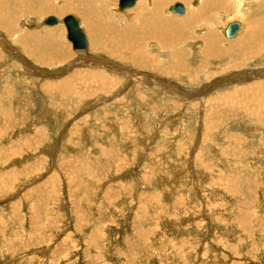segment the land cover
Here are the masks:
<instances>
[{
  "label": "rangeland",
  "instance_id": "374dc122",
  "mask_svg": "<svg viewBox=\"0 0 264 264\" xmlns=\"http://www.w3.org/2000/svg\"><path fill=\"white\" fill-rule=\"evenodd\" d=\"M46 1L0 0V264H264L260 0Z\"/></svg>",
  "mask_w": 264,
  "mask_h": 264
},
{
  "label": "bare ground",
  "instance_id": "6f19581e",
  "mask_svg": "<svg viewBox=\"0 0 264 264\" xmlns=\"http://www.w3.org/2000/svg\"><path fill=\"white\" fill-rule=\"evenodd\" d=\"M46 1V0H45ZM83 1H87V0H83ZM89 1V0H88ZM139 0H120L119 1V9L121 10V11H123V12H125L124 10H128V11H130L129 9H135L136 11H137V14L140 16V19L139 20H141V19H143L145 16V18H144V20L146 19V18H148L150 15L149 14H154V12H157L156 10H155V8H156V2L154 3V5L152 6V7H150V5H146V4H140L139 5V2H138ZM154 1H156V0H154ZM162 1V0H161ZM196 1V0H195ZM198 1V0H197ZM201 1H203V3L201 4V2H199V4H197V7H196V10L197 11H191L190 13H192L193 14V16H194V18H196V17H198V16H201L202 15V12H203V9L206 7V8H209V7H211V6H213V4L212 3H215L216 1L217 2H221L220 0H201ZM223 1V0H222ZM225 1V0H224ZM237 1V0H236ZM240 2H241V4H244L245 5V3H250V1L251 0H239ZM239 1H237V3L239 4L240 2ZM3 2H5V1H3ZM9 2V1H8ZM11 2V1H10ZM22 2V1H21ZM47 2V1H46ZM90 2V1H89ZM88 2V3H89ZM101 2V1H100ZM107 3H108V0L106 1ZM164 2V1H163ZM162 2V5L159 7V10L161 11L160 12V14L161 15H163V14H166V9H164V6L167 4V3H163ZM167 2V1H166ZM229 2V1H228ZM235 2V1H234ZM233 2V3H234ZM252 2V1H251ZM29 3V2H28ZM80 3H82V2H80ZM86 3V2H85ZM97 3V2H96ZM102 3V2H101ZM101 3H99L100 5H102ZM150 3V2H149ZM152 3V2H151ZM161 3V2H160ZM194 3V2H193ZM197 3V2H196ZM253 3V2H252ZM14 4V3H13ZM34 4V3H33ZM32 4V5H33ZM98 4V5H99ZM104 4V3H103ZM108 4H110V3H108ZM200 4H201V6H200ZM10 5V4H9ZM85 5V4H84ZM83 5V6H84ZM90 5V4H89ZM85 6L86 7V9H87V7H90V6ZM94 5V4H93ZM98 5H94L95 7H97ZM195 5V4H194ZM200 7H199V6ZM225 5V4H224ZM237 5V4H236ZM3 6V5H2ZM12 6V5H11ZM28 6V5H27ZM82 6V7H83ZM94 6H93V8H94ZM106 6H108V5H106ZM138 6V7H137ZM241 6V5H240ZM43 7V6H42ZM52 7L53 6H48L47 7V9H48V11L49 12H51V10H52ZM64 8H62L61 10H59V12L61 13V14H64V13H66V12H69L70 10L66 7V6H63ZM81 7V6H80ZM79 7V8H80ZM85 7H84V9H85ZM242 7H244V6H242ZM257 7H258V9H259V11L260 10H262V11H264V0H260L259 1V3H257ZM15 8V7H14ZM30 8V7H29ZM71 9H72V6L70 7ZM110 8V7H109ZM150 8H152V9H150ZM167 8V7H166ZM216 8V7H215ZM218 8V7H217ZM240 8V7H239ZM25 9H26V7H25ZM40 9V8H39ZM38 9V10H39ZM84 9H82L81 10V12L84 10ZM92 9V8H91ZM100 9H102V8H100ZM106 9H108V7H106ZM133 9V10H134ZM162 9H164V10H162ZM186 7L182 4V3H176L175 5H173V6H171V8H170V12L171 13H174V14H176V15H179V16H183L184 14H185V12H186ZM210 9V8H209ZM219 9V8H218ZM32 10V9H31ZM89 10V9H88ZM88 10H86V12H88ZM104 10H105V8H104ZM110 10H112V9H110ZM188 10V9H187ZM192 10H193V8H192ZM194 10H195V8H194ZM207 10V9H206ZM8 11V10H7ZM77 11V10H76ZM91 11V10H90ZM93 11V10H92ZM91 11V12H92ZM99 11V10H98ZM106 11V10H105ZM105 11H104V13H105ZM190 11V10H189ZM257 11V10H256ZM22 12H24V11H22ZM31 12V11H30ZM48 12V13H49ZM58 12V11H57ZM96 12V11H95ZM112 12V11H111ZM13 13V12H12ZM15 13V12H14ZM32 13H35V12H33V10H32ZM38 13V12H37ZM55 13V12H54ZM75 13V12H74ZM76 13H78V12H76ZM90 13V12H89ZM101 13V12H100ZM99 13V14H100ZM114 13V12H113ZM122 13V12H121ZM203 13H205V12H203ZM257 13H258V11H257ZM23 14V13H22ZM84 14V13H83ZM93 14H95L96 15V13H94L93 12ZM98 14V13H97ZM102 14V13H101ZM129 14H131V13H129ZM159 14V15H160ZM187 14H189L188 12H187ZM79 15H82V13L81 14H79ZM160 15V16H161ZM17 16H18V14H17ZM40 16V15H39ZM38 16V17H39ZM78 16V15H77ZM84 16L86 17V15L84 14ZM92 16V15H91ZM100 16H102V15H99V17ZM104 16V15H103ZM118 16V15H117ZM127 16V15H126ZM136 16V15H135ZM148 16V17H147ZM152 16V15H151ZM153 16H155V15H153ZM190 16V15H189ZM192 16V15H191ZM191 16H190V18H191ZM263 16H264V14H263ZM67 17H69V16H67ZM66 17V18H67ZM73 18H75L74 16H72ZM80 17H82V16H80ZM99 17H98V20H99ZM105 17V16H104ZM103 17V18H104ZM108 18H110L109 16H107ZM114 17V16H113ZM116 17V16H115ZM203 17V16H202ZM15 18V17H14ZM65 18V19H66ZM83 18V17H82ZM101 18V17H100ZM107 18V19H108ZM121 18V17H120ZM153 18V17H152ZM162 18L164 19V17L162 16ZM184 18H186V16L184 17ZM190 18H186V20L184 19V21L183 22H181L183 25L185 24V23H187V21L190 19ZM192 19V20H197V18L196 19ZM200 18V17H199ZM10 19H11V16H10ZM65 19L63 20V22H64V24H65ZM76 19V18H75ZM87 19H89V18H87ZM115 19H117V18H115ZM150 19H151V17H150ZM160 19V18H159ZM262 19H264V17L262 18ZM77 20V19H76ZM90 20H91V18H90ZM96 20V19H95ZM105 20V19H104ZM110 20V19H109ZM123 20V19H122ZM153 20V19H152ZM158 20V19H157ZM156 20V21H157ZM162 20V19H161ZM178 20H180V19H178ZM178 20H176V21H178ZM191 20V21H192ZM200 20V19H199ZM120 21V20H119ZM147 21V20H146ZM175 21V19L174 20H170V19H168V18H165L164 19V22L165 23H169V26L168 27H170V26H172V25H170V23H172V24H174L175 25V23L176 24H178V22H176ZM190 21V20H189ZM198 21V20H197ZM201 21V20H200ZM264 21V20H263ZM77 22H78V20H77ZM93 23H94V21H92ZM107 22H109V21H107ZM137 22V21H136ZM158 22V21H157ZM156 22V23H157ZM193 23H194V21H192ZM196 22V21H195ZM87 22H85V24H86ZM90 23V22H89ZM99 23V22H98ZM103 23V22H102ZM148 23H151L149 20H148ZM154 23H155V21H154ZM156 23H155V25H156ZM164 23V24H165ZM197 23V22H196ZM59 24V20L56 18V17H54V16H51V17H49L48 19H46L44 22H43V26H47V27H53V26H56V25H58ZM78 24H79V22H78ZM143 24V23H142ZM157 24H159V22L157 23ZM182 24H181V26H182ZM190 24H191V22H190ZM190 24H187V27H190L191 25ZM206 24H207V22H206ZM262 24V23H261ZM102 25V24H101ZM189 25V26H188ZM203 25V24H202ZM65 26H66V28H67V25L65 24ZM132 26V25H131ZM130 26V27H131ZM137 26H139V25H137ZM141 26V25H140ZM139 26V27H140ZM164 26H166V24L164 25ZM177 25H175L174 27H176ZM178 26H179V24H178ZM177 26V27H178ZM195 26V25H194ZM241 23H239V22H233V23H230L228 26H227V28H226V31H225V36L228 38V39H234L235 37V39L234 40H236L238 37H239V32H240V30H241ZM261 27L263 26V25H260ZM79 27H80V24H79ZM87 27V26H86ZM99 27H100V25H99ZM103 27V26H102ZM134 27V26H133ZM154 27V26H153ZM167 27V26H166ZM180 27V26H179ZM178 27V28H179ZM186 27V26H185ZM193 27V26H192ZM0 28H1V26H0ZM90 28V27H89ZM101 28V27H100ZM112 28V27H111ZM115 28V27H114ZM136 27H134V29H135ZM142 28V27H141ZM140 28V29H141ZM159 28H160V25H159ZM161 28H162V26H161ZM193 28H195V27H193ZM80 29L82 30V28L80 27ZM94 29V28H93ZM103 29V28H102ZM163 30H165V27L164 28H162ZM180 29V31H179V33L181 32V30H183V29H181V28H179ZM192 29V28H191ZM59 30V28H56V29H54V30H52V31H45V33H47V34H52V32H57ZM116 30V29H115ZM131 30V29H130ZM151 30V29H150ZM162 30V31H163ZM167 30V29H166ZM169 30V29H168ZM168 30H167V32H168ZM175 30V29H174ZM186 30V29H185ZM184 30V31H185ZM233 30H236V35L234 36H230L228 33L229 32H231V31H233ZM67 31H68V28H67ZM97 31V30H96ZM95 31V32H96ZM100 31V30H99ZM102 31V30H101ZM132 31H134V30H132ZM138 31H140V30H138ZM142 31V30H141ZM149 31V30H148ZM161 31V32H162ZM170 31L171 30H169V33H170ZM175 31H177V30H175ZM187 31V30H186ZM185 31V32H186ZM252 31V30H251ZM82 32H83V34H84V38H79V41L81 42V40L82 39H85V41L83 42V44H84V46L83 47H78V48H75L74 47V44H73V42H72V40H71V38H70V34H69V31H68V39L72 42V44H73V48H74V50H83V51H85V50H87V48H88V41H87V39H86V34H85V32L82 30ZM104 32V31H103ZM112 32V31H111ZM159 32V31H158ZM157 32V33H158ZM178 32V31H177ZM184 32V33H185ZM60 33V32H59ZM98 33V32H97ZM133 33V32H132ZM156 33V34H157ZM163 33H164V31H163ZM173 33V32H172ZM183 33V32H182ZM190 33H191V31H190ZM195 33V32H194ZM201 33V32H200ZM246 33H247V31H246ZM251 34H252V32H250ZM105 34V33H104ZM103 34V35H104ZM153 34V33H152ZM167 34V33H166ZM165 34V35H166ZM189 34V33H188ZM198 34V33H197ZM100 35H101V33H100ZM107 35V34H106ZM158 35V34H157ZM193 35V33L191 34V36ZM207 35V34H206ZM238 35V36H237ZM11 36V35H10ZM45 36V35H44ZM138 36H140V35H138ZM160 36H161V34H160ZM169 36V35H168ZM171 36L173 37V35L171 34ZM179 36V35H178ZM183 36V35H182ZM186 36V35H185ZM209 36V35H208ZM210 36H211V33H210ZM214 36V35H213ZM254 36H256V34L254 35ZM46 37V36H45ZM107 37V36H106ZM141 37V36H140ZM150 37V36H149ZM159 37V36H158ZM162 37V36H161ZM166 37V36H165ZM193 37H194V35H193ZM199 37V36H198ZM252 37H253V35H252ZM260 37V36H259ZM146 38V37H145ZM162 38H164V37H162ZM194 38H196V37H194ZM211 38H212V36H211ZM216 38V37H215ZM248 38V37H247ZM255 38V37H254ZM111 39V38H110ZM114 39V38H113ZM147 39H150V38H147ZM151 39H152V37H151ZM156 39H158V38H156ZM170 39H171V37H170ZM182 39V38H181ZM213 39V38H212ZM245 39V38H244ZM48 40H49V38H48ZM98 40V39H97ZM96 40V41H97ZM167 41H168V39H166ZM246 40V39H245ZM257 40H259V39H257ZM145 41V40H144ZM153 41V40H152ZM151 41V42H152ZM176 41V40H175ZM182 41V40H181ZM210 41V40H209ZM208 41V42H209ZM212 41V40H211ZM253 42V41H255V40H247V42L246 43H248L249 44V46H251L250 48H252V44L250 43V42ZM147 42V41H146ZM188 43L190 42V41H187ZM186 42V43H187ZM214 43H215V45H216V42H215V40L213 41ZM256 42V41H255ZM7 43V42H6ZM33 44H35V42H32ZM174 43H177V42H174ZM220 43H221V41H220ZM29 44H30V42H29ZM28 44V45H29ZM99 44V43H98ZM110 44V43H109ZM152 44H153V42H152ZM157 44H159V43H157ZM165 44V43H164ZM41 45V44H40ZM112 45V44H111ZM110 45V46H111ZM156 45V44H155ZM176 45V44H175ZM178 45V44H177ZM221 45H222V43H221ZM220 45V46H221ZM6 46V45H5ZM144 46V45H143ZM179 46H180V44H179ZM211 46H212V44H211ZM249 46H248V48H249ZM50 47V46H49ZM104 47V46H103ZM115 47H116V45H115ZM48 48V47H47ZM107 48V47H106ZM120 48V47H119ZM198 48V47H197ZM214 48V47H213ZM247 48V47H246ZM254 48V47H253ZM36 49V48H35ZM112 49V48H111ZM40 50V49H39ZM110 50V49H109ZM195 50H196V48H195ZM214 51H215V49H213ZM245 51H246V49H244ZM82 51V52H83ZM112 51V50H111ZM213 51V52H214ZM248 51V50H247ZM14 52V51H13ZM130 52L132 53L133 51H131L130 50ZM195 52V51H194ZM48 53H49V51H48ZM94 53V52H93ZM96 53V52H95ZM109 53V52H108ZM242 53V52H241ZM252 53V52H251ZM251 53H250V55H251ZM97 54V53H96ZM195 54H196V52H195ZM209 54V53H208ZM239 54V53H238ZM244 54V53H243ZM50 55V54H49ZM136 55V54H135ZM138 55V54H137ZM207 55V54H206ZM212 55V54H211ZM215 55V54H214ZM248 56V55H247ZM148 58V57H147ZM135 59H137V58H135ZM94 60V59H93ZM138 60V59H137ZM143 60V59H142ZM144 61V60H143ZM86 63V62H85ZM134 63V62H133ZM78 65V64H77ZM147 65V64H146ZM141 66V65H140ZM143 66V65H142ZM149 66V65H148ZM152 66V65H151ZM94 67V66H93ZM110 66H108V68H109ZM115 68H119L120 69V67L117 65V64H115V66H114ZM150 67V66H149ZM96 68H97V66H96ZM151 70V69H150ZM5 71V70H4ZM85 71V70H84ZM97 71V70H96ZM77 72V71H76ZM79 72V71H78ZM82 72V71H81ZM80 72V73H81ZM92 72V71H91ZM105 73V72H104ZM89 75H90V73H89ZM88 75V76H89ZM93 75V74H92ZM96 75V74H95ZM45 76V75H44ZM79 77V76H78ZM92 77V76H91ZM99 77H101V75H99ZM69 79V78H68ZM73 79V78H72ZM114 79V78H113ZM148 79V78H147ZM1 80V79H0ZM95 80V79H94ZM98 80V78L96 79V81ZM67 82L66 83H68L69 82V80H66ZM77 81H78V79H77ZM95 81V82H96ZM87 82V81H86ZM100 82H102V80L100 81ZM216 82V81H215ZM71 83H72V81H71ZM106 86V85H105Z\"/></svg>",
  "mask_w": 264,
  "mask_h": 264
},
{
  "label": "water",
  "instance_id": "95a60500",
  "mask_svg": "<svg viewBox=\"0 0 264 264\" xmlns=\"http://www.w3.org/2000/svg\"><path fill=\"white\" fill-rule=\"evenodd\" d=\"M65 24L67 25V28H68V31L70 34V38L74 44V47L75 48L83 47L84 46L83 42L85 41V39H82L80 42L79 38H84V34H83L82 30L80 29L77 20L75 18H73L72 16H69L65 19ZM236 33H237L236 30H233V31L229 32L228 34L230 36H233V35L235 36ZM109 61H105L104 63H106L107 65L110 64L111 66H114V64L110 63ZM127 72H129V71L127 70ZM130 73H132V72H130Z\"/></svg>",
  "mask_w": 264,
  "mask_h": 264
}]
</instances>
